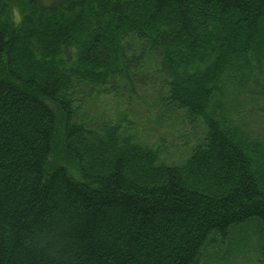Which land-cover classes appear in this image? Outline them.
I'll return each instance as SVG.
<instances>
[{"label":"trees","instance_id":"trees-1","mask_svg":"<svg viewBox=\"0 0 264 264\" xmlns=\"http://www.w3.org/2000/svg\"><path fill=\"white\" fill-rule=\"evenodd\" d=\"M146 54L205 127L179 164L83 118ZM232 89L264 123V0H0V264H208L263 233L264 128Z\"/></svg>","mask_w":264,"mask_h":264},{"label":"rangeland","instance_id":"rangeland-1","mask_svg":"<svg viewBox=\"0 0 264 264\" xmlns=\"http://www.w3.org/2000/svg\"><path fill=\"white\" fill-rule=\"evenodd\" d=\"M143 65L144 67L134 71L132 77L135 86L131 92L123 88L120 81L115 85V89L103 90L93 87L83 106V118L87 122H94L95 125L101 121L118 124L123 135L158 149L162 162L179 164L188 156L192 146L203 138V121L199 117L189 116L186 111L172 106L165 100L167 86L155 78V55L146 54ZM231 94L238 99V108L232 106L231 111L246 125L247 122H253L247 129L257 128L260 131H252L262 135V118L253 117V112L248 111L262 107L263 102L254 99L253 104H247L245 93L232 89ZM254 122L259 123L261 127L258 128ZM262 133L264 134V131ZM253 230L245 235L235 229L229 233L225 242H216L214 252L210 251L207 256L210 258L208 264H264V231L257 234Z\"/></svg>","mask_w":264,"mask_h":264}]
</instances>
